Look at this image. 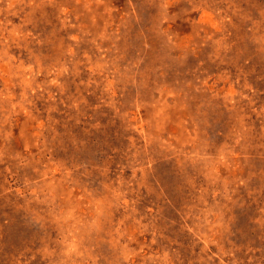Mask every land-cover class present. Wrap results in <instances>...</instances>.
Instances as JSON below:
<instances>
[{"label": "rangeland", "instance_id": "obj_1", "mask_svg": "<svg viewBox=\"0 0 264 264\" xmlns=\"http://www.w3.org/2000/svg\"><path fill=\"white\" fill-rule=\"evenodd\" d=\"M0 264H264V0H0Z\"/></svg>", "mask_w": 264, "mask_h": 264}]
</instances>
